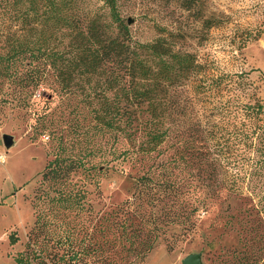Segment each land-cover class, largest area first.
<instances>
[{"label": "trees", "instance_id": "obj_1", "mask_svg": "<svg viewBox=\"0 0 264 264\" xmlns=\"http://www.w3.org/2000/svg\"><path fill=\"white\" fill-rule=\"evenodd\" d=\"M72 1L0 0V109L32 110L35 135L46 131L50 139L32 230L64 264L143 261L160 239L174 247L166 238L171 225H182L186 234L196 224L192 194L198 186L178 177L181 157L161 156L170 133L169 86L198 65L193 54L173 51L162 38L132 44L115 0H105L111 20L96 14L83 21L73 15ZM232 81L219 74L200 79L197 88L213 92ZM242 95H236L229 124L231 161L224 164L220 150L214 152L215 130L197 124L200 150L183 167L196 165L190 173L198 175L200 188L243 203L232 214L245 234L235 262L264 264L263 208L255 200L256 181L264 179V98ZM54 96L71 108L55 115L52 106H38ZM128 165L138 169L131 194L115 207L99 208L102 177L110 169L128 171ZM227 167L234 170L219 180ZM8 237L10 244L18 241L15 230ZM14 257L32 264L23 253Z\"/></svg>", "mask_w": 264, "mask_h": 264}, {"label": "rangeland", "instance_id": "obj_2", "mask_svg": "<svg viewBox=\"0 0 264 264\" xmlns=\"http://www.w3.org/2000/svg\"><path fill=\"white\" fill-rule=\"evenodd\" d=\"M115 1L132 44L162 38L173 51L193 54L198 65L197 72L185 81L169 86L166 109L170 133L161 156L181 157L183 171L178 177L198 186L192 194L198 206L196 224L186 234L182 225H171L166 238L174 244L172 249L160 239L143 261L134 258L130 264H182L190 253H199L201 264H236L234 255L243 250L245 234L232 214L243 203L234 196L200 188L202 181L190 173L197 171L196 165L183 164L200 150L197 124L215 130L217 136L211 143L214 152L220 150L219 158L224 159V164L231 161L229 124L234 117L236 95L244 94L240 99H247L249 94L264 98V0ZM72 4L76 6L73 15L77 19L83 21L97 14L102 20H111L105 0H73ZM113 27L119 32L116 24ZM219 74H229L234 81L213 92L197 88L200 79ZM40 93L35 92L36 99ZM45 104L52 106L55 115L71 108L58 96L50 101L46 97L38 106ZM35 123L32 110L11 104L0 109V256L13 261L12 253H23L32 264H64L54 256L55 250L42 244V236L32 230L33 200L50 150V139L45 141L47 132L35 135ZM4 134L12 135L9 147L5 146ZM181 137L186 139L182 145L178 141ZM127 168L128 171L110 169L102 177L99 208L115 207L131 194L138 169L129 165ZM226 170L228 173L220 174L219 180L226 181L234 169ZM256 182L259 195L255 200L261 201L264 218V179ZM9 229L18 235L15 244H9L5 237ZM40 247L47 249L45 253L40 254Z\"/></svg>", "mask_w": 264, "mask_h": 264}, {"label": "water", "instance_id": "obj_3", "mask_svg": "<svg viewBox=\"0 0 264 264\" xmlns=\"http://www.w3.org/2000/svg\"><path fill=\"white\" fill-rule=\"evenodd\" d=\"M4 143L6 147L13 144V138L11 134H4ZM182 264H201V255L199 253H190L184 257Z\"/></svg>", "mask_w": 264, "mask_h": 264}, {"label": "crops", "instance_id": "obj_4", "mask_svg": "<svg viewBox=\"0 0 264 264\" xmlns=\"http://www.w3.org/2000/svg\"><path fill=\"white\" fill-rule=\"evenodd\" d=\"M11 230H6L5 231V237L7 238L9 244H10V241H9V237H8V233L10 232ZM13 255V261H10L9 259L5 260L3 256H0V264H18L15 260V257H14V253H12Z\"/></svg>", "mask_w": 264, "mask_h": 264}, {"label": "built area", "instance_id": "obj_5", "mask_svg": "<svg viewBox=\"0 0 264 264\" xmlns=\"http://www.w3.org/2000/svg\"><path fill=\"white\" fill-rule=\"evenodd\" d=\"M0 160H2V155H0Z\"/></svg>", "mask_w": 264, "mask_h": 264}]
</instances>
